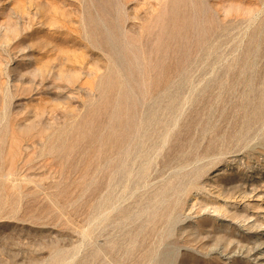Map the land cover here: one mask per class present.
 Wrapping results in <instances>:
<instances>
[{
  "label": "rangeland",
  "instance_id": "rangeland-1",
  "mask_svg": "<svg viewBox=\"0 0 264 264\" xmlns=\"http://www.w3.org/2000/svg\"><path fill=\"white\" fill-rule=\"evenodd\" d=\"M258 249L264 0H0V264Z\"/></svg>",
  "mask_w": 264,
  "mask_h": 264
},
{
  "label": "bare ground",
  "instance_id": "bare-ground-1",
  "mask_svg": "<svg viewBox=\"0 0 264 264\" xmlns=\"http://www.w3.org/2000/svg\"><path fill=\"white\" fill-rule=\"evenodd\" d=\"M217 175H215L214 177H216ZM213 180V179H212ZM257 196V195H256ZM258 199V198H257ZM260 199V198H259ZM258 201H260V200H258ZM221 207V206H220ZM209 209V208H208ZM218 209V208H217ZM216 213H217V211H216ZM203 214V213H202ZM213 214V213H212ZM215 214V213H214ZM217 214H215V216H216ZM256 215V214H255ZM211 219V218H210ZM254 219V218H253ZM248 223V222H247ZM232 224V223H231ZM263 230V229H262ZM260 248V247H259ZM261 250V249H260ZM253 255L254 256H257V258H258V264H264V254H263V251H259V249L257 250V251H255L254 253H253ZM252 258V257H251Z\"/></svg>",
  "mask_w": 264,
  "mask_h": 264
}]
</instances>
